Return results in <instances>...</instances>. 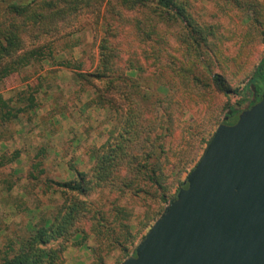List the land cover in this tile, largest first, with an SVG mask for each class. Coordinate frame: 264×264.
I'll return each mask as SVG.
<instances>
[{"label": "rangeland", "instance_id": "1", "mask_svg": "<svg viewBox=\"0 0 264 264\" xmlns=\"http://www.w3.org/2000/svg\"><path fill=\"white\" fill-rule=\"evenodd\" d=\"M30 1L0 0V26H6L10 21L6 14L9 4ZM108 1H111L109 7ZM114 3L117 0H106L104 21L101 18L97 23L91 13H84L69 27L66 23L58 22V30L37 41L50 43L55 57L36 60L0 83V93L6 99L12 98L17 106L27 108L31 97H34L38 106L27 108L4 128L13 135V140L5 145L0 143V158L2 153L8 151L6 158L14 159L12 164L1 169H9L11 166L14 173L11 180L16 184L13 189L23 191V194L10 197L14 200L15 210H6L5 216H0V229L5 232L0 235V250L7 240L17 235L29 236L34 224L53 217L63 198L54 188H48L47 180L74 179L76 170L90 172L94 162L93 151L109 138L110 130L115 125L116 113L107 106L90 104L95 95L93 87L80 82L76 77L77 72L95 69L103 37H107L108 42L119 50L118 64L121 67L132 64L136 66L137 70L126 72L130 79L140 81L143 92L160 97L172 94L174 71L183 62L184 66L192 62V73L206 82L209 81V71L213 70L224 73L234 88L242 90L251 77L252 67L264 57V41L261 37L264 26L259 27L258 31H252L249 16L227 0H188V14L200 25L211 26L214 31L213 35H209V52L200 57L202 63L187 53L181 40L183 24L180 21L169 15L160 20L153 16L149 7L136 12L120 8L122 14L118 15L112 10ZM152 16L153 22L157 23H154L157 33L152 34L151 39L143 40L148 37ZM105 20L111 28L108 34L103 26ZM138 24H142L139 31ZM68 63L73 66H66ZM78 64H81L80 68H76ZM140 65L141 70L138 69ZM249 65V72L244 75V69ZM214 88H206L203 98L188 106L178 97L179 102L175 105L177 134L173 138H164L167 153L162 158L164 169L170 174L171 180L174 174L180 172L179 154L181 148L188 145L187 140L191 141L194 137L199 142L204 135L214 134L228 111H231L230 105L236 107L242 99L235 92L227 96ZM246 93L251 96V91ZM242 106H237V109ZM40 148H45L43 156L36 155ZM23 151L29 156L27 154V160L21 162L16 157ZM36 162H41V165L33 168ZM189 167L181 168L183 178ZM30 173L38 175V178L30 179ZM1 178L4 181L2 174L0 189ZM92 199L97 207H111L116 203L130 208L133 213L130 225L134 233H139L138 241L148 231V228L142 229L140 223L154 200L147 198L145 193L137 195L129 191L121 196L116 190L107 188L93 193ZM83 227L88 230L89 223L84 222ZM81 239L79 234L69 243L64 253L65 264H94L96 261L92 247L99 244L97 236L90 233L82 244H76ZM132 252L133 249L130 250ZM125 259L127 257L120 249L105 257L107 264H122Z\"/></svg>", "mask_w": 264, "mask_h": 264}, {"label": "trees", "instance_id": "2", "mask_svg": "<svg viewBox=\"0 0 264 264\" xmlns=\"http://www.w3.org/2000/svg\"><path fill=\"white\" fill-rule=\"evenodd\" d=\"M227 2L249 16L252 31H258L259 27L264 26V1ZM107 3L108 7L111 6V1ZM105 4L106 0H31L28 3L9 4L6 14L10 21L8 25L0 26V83L32 62L54 56L50 43L37 41L58 30L59 23H66L69 27L84 13H91L97 23L101 18L104 21ZM187 5L188 0H117V3L112 5V10L120 15V8L136 12L149 7L153 16L160 20L169 15L172 19L180 21L183 24L181 40L187 53L202 63L200 57L209 52V35H213L214 31L211 26H202L195 21L188 14ZM153 16L149 20L148 37L143 40L151 39V35L157 33L154 25L157 23L153 22ZM103 26L108 34L110 24L105 20ZM141 26L142 24L137 25V31L142 29ZM261 37L264 41V29ZM99 47V62L95 69L77 72L76 77L80 82L93 87L95 95L90 104L107 106L116 113L115 125L110 130L108 140L93 151L94 162L90 172L76 170L74 179L47 180L48 188H54L56 192L61 193L63 202L57 206L52 218L34 224L29 236L17 235L7 240L0 250L2 264H65L64 253L72 239L81 234L82 239L76 244H82L90 233H94L99 242L98 246L92 247L96 256L94 264H107L106 255L116 249H120L125 258L135 255L137 245L184 186V181L201 159L214 135H204L199 142L194 137L191 141L187 140L188 145L182 147L179 154L180 172L174 174L171 180L170 174L164 169L162 158L163 154L167 153L164 138H173L177 134L175 105L179 102L178 97L188 106L200 101L206 88L215 87L214 89L227 96L234 92L240 94L242 99L237 106L241 107L250 100L253 93L264 89V57L252 67L251 77L242 90L234 88L224 73L213 70L209 71V81L206 82L199 75L192 73V62L187 66H184L183 62L180 68L174 71L172 94L160 97L154 93L143 92L140 81L130 79L126 72L137 70L136 66L132 64L121 67L118 64L119 50L108 42L107 37H103ZM205 65L203 64L208 67ZM66 66L73 65L68 63ZM80 67L81 64H78L76 68ZM249 68L250 65L244 69V75L248 74ZM138 69L141 70L142 66ZM248 90L251 91V96L246 93ZM237 106L230 105L231 111L236 112ZM26 107L38 108L34 97L30 98ZM27 108L17 106L12 98L6 99L0 93L1 143L6 144L13 140V135L4 128ZM229 115L228 111L224 119ZM224 119L222 123H225ZM44 150L45 148H40L36 155L43 156ZM7 153L8 151L1 155L0 174L4 177V181L1 178L2 189L11 192L16 186L11 180L14 176L13 169L11 166L9 169H1L14 161L6 158ZM40 165L41 162H36L33 168ZM188 165L190 167L183 178L181 171ZM29 177L36 180L38 175L30 173ZM107 188L116 190L121 196L129 191L137 195L145 193L147 198L154 200V204L150 203L140 223L142 229L148 228L141 240L138 241L139 233H134L131 229L133 213L130 208L116 203L111 207L95 205L93 193ZM5 212L0 211L2 218ZM84 222L89 223L88 230L83 227Z\"/></svg>", "mask_w": 264, "mask_h": 264}, {"label": "water", "instance_id": "3", "mask_svg": "<svg viewBox=\"0 0 264 264\" xmlns=\"http://www.w3.org/2000/svg\"><path fill=\"white\" fill-rule=\"evenodd\" d=\"M122 264H264V92L235 123L218 126Z\"/></svg>", "mask_w": 264, "mask_h": 264}, {"label": "crops", "instance_id": "4", "mask_svg": "<svg viewBox=\"0 0 264 264\" xmlns=\"http://www.w3.org/2000/svg\"><path fill=\"white\" fill-rule=\"evenodd\" d=\"M1 143V142H0ZM3 144V143H1ZM23 144V143H22ZM21 146H26L25 144ZM5 145V144H4ZM27 154L25 151L21 152L20 156H19V160L21 162H24L27 160ZM29 156V154H28ZM23 194V191L20 190V189H12L11 192H7L5 191L4 189H0V211L3 212V211H6V210H15L16 206L14 204V200H11L10 197L11 196H16L18 194ZM10 215H13V214H10ZM6 221V219H5ZM4 230L3 229H0V235L3 234L4 235Z\"/></svg>", "mask_w": 264, "mask_h": 264}, {"label": "flooded vegetation", "instance_id": "5", "mask_svg": "<svg viewBox=\"0 0 264 264\" xmlns=\"http://www.w3.org/2000/svg\"><path fill=\"white\" fill-rule=\"evenodd\" d=\"M263 92H264V89H262V90L260 89L259 92H257L256 94L253 93L251 98H250V100L247 102L246 106H244L243 108L238 109V110H236V112H233L232 114H230L228 116V118L224 119V122L227 123V124L234 123L237 120L238 115L240 114V112L243 111L244 109L248 108V104L250 106H252V105L257 103L261 99Z\"/></svg>", "mask_w": 264, "mask_h": 264}]
</instances>
